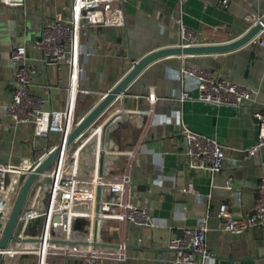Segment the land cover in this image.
<instances>
[{
    "label": "crops",
    "instance_id": "0c3cea01",
    "mask_svg": "<svg viewBox=\"0 0 264 264\" xmlns=\"http://www.w3.org/2000/svg\"><path fill=\"white\" fill-rule=\"evenodd\" d=\"M72 0H26L25 10L8 7L0 1V163L31 159L37 148L58 145L59 137L37 139L32 124L15 127L5 111L17 88L10 61L11 50L27 45L28 55L38 72L32 93L44 96L45 109L63 110L67 103V71L44 65L41 51L33 42L57 12L68 8ZM124 27H95L84 33L82 42L90 52L84 58L86 76L81 87L90 91L79 98L77 114L85 116L132 69L129 50L136 60L179 43L178 26L172 18L180 15L183 22L198 35L200 44H221L244 35L249 13L264 14V0H122ZM183 63L213 71L231 82L255 88L257 103L264 106V47L249 43L220 54L172 56L147 67L105 113V120L124 111L110 127L109 149L135 151L132 162L133 180L139 203H148L153 227H138L113 219L100 224L102 242L119 245L122 257L107 264H168L174 251L168 248L171 237H181L184 227H195L207 217L210 230L207 248L212 253L209 264H264V228H254L235 235L222 231L225 220L219 217L226 205L237 219L252 213L258 196L257 185L264 169L261 157L245 159L237 151L252 147L258 139L254 106L214 105L197 100L194 78H178ZM189 91L195 99L180 100ZM155 95L156 101L149 99ZM182 125L192 131L217 139L227 147L224 168L216 173L198 171L187 166ZM103 139V130L101 140ZM101 140L99 145H101ZM48 141V142H47ZM56 141V142H55ZM264 157V150L262 151ZM112 158H115L112 156ZM123 166V162L120 163ZM232 179V189L227 181ZM193 183L196 193L185 192ZM36 223L33 225L35 227ZM85 238L86 221L75 230ZM122 248V249H120ZM35 255L5 256L1 264H37ZM54 264H64L57 258Z\"/></svg>",
    "mask_w": 264,
    "mask_h": 264
},
{
    "label": "built area",
    "instance_id": "2783aa9c",
    "mask_svg": "<svg viewBox=\"0 0 264 264\" xmlns=\"http://www.w3.org/2000/svg\"><path fill=\"white\" fill-rule=\"evenodd\" d=\"M0 1L19 10H25L26 7V0ZM185 1L179 0V4L183 5ZM229 2L223 0L226 6ZM64 10L66 12H57L44 27L41 36L34 40L33 47L41 51L46 67L68 72L67 81L59 80L62 85H66L65 109H45L44 96L32 93L38 69L28 55L27 45L15 46L10 52L17 88L10 103L4 107L15 127L32 124L37 139H50L57 135L58 145L83 119L84 116L79 117L77 114L79 98L90 93L81 87V81L86 76L84 58L90 54L82 42L84 33L95 27L126 25L122 0H72L71 5ZM263 17L261 13H249L244 18L247 24L244 34L262 23ZM172 18L178 26L177 46L202 45L197 33L183 22L179 14H173ZM250 43L264 47V27ZM177 76L181 80H196L199 91L196 99L199 101L235 108L246 104L255 107L253 115L257 120V142L237 153L243 154L245 159L260 156L264 169V106L255 99L258 91L231 82L213 71L191 67L186 63L181 65ZM149 99L156 101L153 94ZM192 99L195 98L189 91L180 95L181 101ZM105 121L100 124L96 122L72 145L64 147L60 156L36 179L13 232L17 240L9 242L3 250L4 257L35 255L37 264H54L57 258H62L64 264H107L108 259L122 257V254L116 253V249L93 246L96 221H99V226L106 219L129 222L138 227L154 226L148 203H139L135 191L132 174L135 151L111 150L107 142L105 147L102 140L101 145L98 143L96 132L100 127L103 129ZM182 135L185 139L183 154L190 169L216 173L224 168L227 158L225 145L185 125H182ZM58 145L37 149L32 159L0 163V241L25 181ZM232 182L231 178L227 181V189H232ZM183 191L196 193L193 183H189ZM257 193L254 209L244 219L235 218L226 205L220 208L219 217L225 220L222 231L240 235L254 228H264V171L257 185ZM85 221L89 228L88 236L81 238L74 235ZM209 230L208 219L203 217L197 226L184 227L181 237H171L168 248L174 251V256L167 260L168 264H209L212 256L206 244ZM32 239L38 241L33 242ZM82 241L88 244L83 245L80 243ZM98 241H101L99 236Z\"/></svg>",
    "mask_w": 264,
    "mask_h": 264
},
{
    "label": "water",
    "instance_id": "95a60500",
    "mask_svg": "<svg viewBox=\"0 0 264 264\" xmlns=\"http://www.w3.org/2000/svg\"><path fill=\"white\" fill-rule=\"evenodd\" d=\"M264 27V17L262 23L254 26L249 32L242 35L241 37L234 39L233 41L221 44H203L193 47H168L155 51L141 60H136L132 51L129 50V58L133 63L132 69L129 73L113 88L104 92L101 101L88 112L80 123L75 127V129L65 138L61 139L60 144L56 149L49 155V157L41 164V166L25 181L19 197L16 201L15 207L12 211L9 223L4 232V235L0 241V264L4 258L3 250H5L11 240H17L13 237V232L18 222L19 216L23 210L28 194L36 181V179L42 174L59 156L64 147H68L73 144V142L90 126L98 122L105 113L112 106V104L122 95L127 93V88L138 78V76L151 64L172 56H190V55H201V54H220L227 53L239 49L247 44H249L263 29ZM124 111L115 112L111 117L107 118L103 125V139L102 144L105 147L108 137V132L110 127L114 122L123 115ZM24 180V177H21ZM1 219V214H0ZM1 226V223H0ZM103 232L100 231L99 221H96L95 234L93 246L104 247L111 249H119V245L113 243H107L98 241V236L102 235ZM33 242H37V239H32ZM83 245L88 244V242H80Z\"/></svg>",
    "mask_w": 264,
    "mask_h": 264
},
{
    "label": "bare ground",
    "instance_id": "6f19581e",
    "mask_svg": "<svg viewBox=\"0 0 264 264\" xmlns=\"http://www.w3.org/2000/svg\"><path fill=\"white\" fill-rule=\"evenodd\" d=\"M102 127H100L98 130H97V132H96V136H97V138H98V140L100 141L101 140V133H102ZM99 143V142H98Z\"/></svg>",
    "mask_w": 264,
    "mask_h": 264
},
{
    "label": "rangeland",
    "instance_id": "374dc122",
    "mask_svg": "<svg viewBox=\"0 0 264 264\" xmlns=\"http://www.w3.org/2000/svg\"><path fill=\"white\" fill-rule=\"evenodd\" d=\"M104 120H105V116L102 117V118L98 121V123L100 124V123L104 122ZM53 137H54V136H53ZM53 137H52V139H53ZM50 139H51V138H50ZM50 139H48V140H50ZM52 139L50 140V142H48V141H47V142H48V143H51V142H52ZM55 142H56V141H55ZM37 149H42V148H37ZM32 158H33V157H32ZM32 158H31V159H32ZM86 222H87V221H86ZM75 234H76V233H75ZM75 234H74V235H75Z\"/></svg>",
    "mask_w": 264,
    "mask_h": 264
}]
</instances>
